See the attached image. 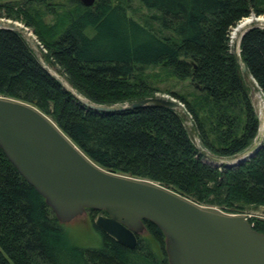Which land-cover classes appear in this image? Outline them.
I'll use <instances>...</instances> for the list:
<instances>
[{
  "label": "trees",
  "instance_id": "1",
  "mask_svg": "<svg viewBox=\"0 0 264 264\" xmlns=\"http://www.w3.org/2000/svg\"><path fill=\"white\" fill-rule=\"evenodd\" d=\"M139 1L152 11L140 19L128 15V0H0V17L30 27L45 60L75 91L43 66L19 30L1 26L0 95L35 105L112 172L226 212L264 207V139L238 159L254 142L259 117L230 44L233 28L252 12L264 14V0ZM240 56L264 96V27L243 34ZM150 65L191 80L193 90L165 91L184 103L198 139L171 107L105 112L82 102L122 105L153 96L161 89L145 72ZM86 210L101 235L96 246L74 240L0 148V264H169L155 223L144 220L148 236L139 234L129 248L94 224L99 210ZM249 220L264 232V216Z\"/></svg>",
  "mask_w": 264,
  "mask_h": 264
},
{
  "label": "water",
  "instance_id": "2",
  "mask_svg": "<svg viewBox=\"0 0 264 264\" xmlns=\"http://www.w3.org/2000/svg\"><path fill=\"white\" fill-rule=\"evenodd\" d=\"M80 1L85 5L94 2ZM1 26L16 28L11 23L0 22ZM254 26L264 27V21L243 27L230 44L243 77L258 89L240 56L241 37ZM35 55L49 70L47 61L36 51ZM66 87L74 91L70 85ZM80 98L95 111H116L146 104L174 108L191 134L198 138L183 103L173 96L156 94L122 105L99 104ZM260 140L253 142L238 159L253 154ZM0 148L44 197L61 223L91 208L100 211L94 224L129 248H133L138 235L146 231L144 220L155 223L164 235L169 264H264V232L253 227L249 215L214 210L153 180L102 167L32 103L0 95ZM200 149L209 160L222 161L204 148Z\"/></svg>",
  "mask_w": 264,
  "mask_h": 264
},
{
  "label": "rangeland",
  "instance_id": "3",
  "mask_svg": "<svg viewBox=\"0 0 264 264\" xmlns=\"http://www.w3.org/2000/svg\"><path fill=\"white\" fill-rule=\"evenodd\" d=\"M128 2H129V6H130L127 10L128 15H131V16H134V17L140 19V18L146 17L145 15L152 12L150 9H148L142 3H140L139 0H128ZM253 13L254 12H252L250 15H248V16L254 17V18L249 17L252 19L251 23L252 22H259L260 23V22L264 21V14H259L255 17V16H252ZM0 22H2L3 25H8L9 23L14 24L16 26V29L21 32L22 36L26 40L27 44L31 47L34 54L36 51L38 53V55L41 57V59L45 60V58L42 54L43 53V47L39 43L36 35L34 34V32L32 31V29L30 27L24 25L23 23H21L18 20H12V19L5 18V17H0ZM230 40H233L231 37V33H230ZM47 64H48V62H47ZM48 69L53 75L60 78L66 86H69V84L66 81V79L64 78V76L57 71L55 66L48 64ZM145 72L150 75V80L152 81V83L157 85L161 89V90L155 91L154 95H156V94L157 95L167 94L169 96H173L165 90L171 89V90L178 91L180 93H184L185 91L187 92V91L193 90L195 88L193 86V84L191 83L190 79H183L182 80V79H178V78L173 77V76L164 75V72H162V70H160L158 65H150V66L146 67ZM157 74H159V75H157ZM245 80L247 82V85L249 86V92H250V96H251L253 106H254V108L257 112V115L259 117V127H258L257 135L254 139V142L260 140L259 139L260 136H261V140H260V142H261L264 139V121H263L264 120V96H263V93L260 90L259 86H258V89H254L251 82L247 79H245ZM173 97H175V96H173ZM175 98L180 100L178 97H175ZM183 105H184V103H183ZM224 159L226 161H230V160H233L234 157L229 158V159H227V158H224ZM120 174H122V173H120ZM202 205H204V204H202ZM205 206L212 208L214 210L226 212V211L222 210L221 208L214 206V205H205ZM228 213H231V212H228ZM244 214L264 216V207H260V208H257L255 210H249V211H247V213H244ZM64 225L68 229L70 235L79 244L96 246V245H99L101 243L100 232L92 226L91 221H90L89 212L87 210H85V212L76 216L72 220L65 222ZM140 235L148 236V232L144 231Z\"/></svg>",
  "mask_w": 264,
  "mask_h": 264
},
{
  "label": "bare ground",
  "instance_id": "4",
  "mask_svg": "<svg viewBox=\"0 0 264 264\" xmlns=\"http://www.w3.org/2000/svg\"><path fill=\"white\" fill-rule=\"evenodd\" d=\"M250 17H251V16H250ZM251 18H254V17H251ZM251 18H250V19H251ZM245 19H246V18H245ZM250 19L245 20L244 22L238 24L235 28H233V31H234L233 36H232V33H231V37H232V39H236V38L238 37V33L242 30V28L245 27V26H247L248 24L251 23L252 19H251V20H250ZM233 31H232V32H233ZM263 121H264V120H263ZM261 128H262V127H261ZM261 135H262V134H261Z\"/></svg>",
  "mask_w": 264,
  "mask_h": 264
}]
</instances>
